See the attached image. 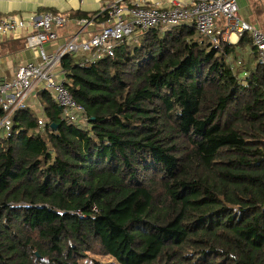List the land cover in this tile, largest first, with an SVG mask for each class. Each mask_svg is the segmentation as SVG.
<instances>
[{"label":"trees","instance_id":"16d2710c","mask_svg":"<svg viewBox=\"0 0 264 264\" xmlns=\"http://www.w3.org/2000/svg\"><path fill=\"white\" fill-rule=\"evenodd\" d=\"M82 58L59 66L86 127L40 91L43 127L25 108L0 129V264H264V65L250 35L214 47L189 23Z\"/></svg>","mask_w":264,"mask_h":264},{"label":"built area","instance_id":"2783aa9c","mask_svg":"<svg viewBox=\"0 0 264 264\" xmlns=\"http://www.w3.org/2000/svg\"><path fill=\"white\" fill-rule=\"evenodd\" d=\"M101 12L106 14L105 23L93 20H74L79 28H96L87 38H72L54 54L48 56L43 47L57 40L53 27L64 28L71 20L68 17L44 14L19 19L14 16L0 19V43L6 39L19 38L23 33L25 47L40 58L38 64L24 63L17 68L14 77L0 82V107L4 114L0 129L8 135L11 118L27 108L26 101L36 91H46L62 111V117L69 123L87 126L83 108L77 104L65 87L63 79L56 74V68L63 56L79 54L83 63L96 64L101 59L113 57L117 46L123 40H130L139 32L150 29H166L193 23L199 35L217 47L219 37L232 43V37L239 39L248 33L255 49L257 60L264 65V32L238 17L237 0H194L189 6L163 7L160 3L146 5L144 0H118L106 3ZM224 22L223 32L216 30V22ZM40 127L44 124L38 121Z\"/></svg>","mask_w":264,"mask_h":264},{"label":"crops","instance_id":"0c3cea01","mask_svg":"<svg viewBox=\"0 0 264 264\" xmlns=\"http://www.w3.org/2000/svg\"><path fill=\"white\" fill-rule=\"evenodd\" d=\"M118 0H0V19L14 16L19 19L31 18L52 14L55 16L68 17L73 13L95 14L101 12V8L110 2ZM146 5L160 3L163 7L174 5L189 6L194 0H144ZM238 17L248 24L264 32V0H237ZM67 27L56 28L53 31L57 35V40L51 44H46L43 50L50 56L58 51L64 44L72 38L85 39L90 32L97 31L96 28H79L74 24V20ZM57 30L59 33H57ZM216 30L220 33L224 30V22H216ZM23 33L19 38L6 39L0 43V82L12 79L17 68L24 63L38 64V55L25 47ZM238 39L232 37L235 44ZM79 55V54H77ZM81 56V55H79ZM82 57V56H81ZM83 59V58H82ZM56 74L63 79L62 71L58 65ZM36 91L32 93L26 101L27 109L32 111L39 119H43V106L40 96ZM44 92V91H41Z\"/></svg>","mask_w":264,"mask_h":264},{"label":"rangeland","instance_id":"374dc122","mask_svg":"<svg viewBox=\"0 0 264 264\" xmlns=\"http://www.w3.org/2000/svg\"><path fill=\"white\" fill-rule=\"evenodd\" d=\"M57 33H59L58 30ZM246 51L248 52V50ZM80 264H118V263L116 262V260L108 256L88 255V257L85 260L81 261Z\"/></svg>","mask_w":264,"mask_h":264}]
</instances>
